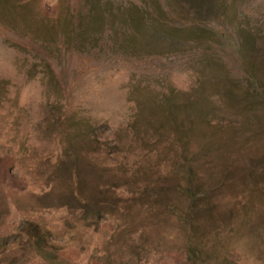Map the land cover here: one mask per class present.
<instances>
[{"label": "rangeland", "instance_id": "obj_1", "mask_svg": "<svg viewBox=\"0 0 264 264\" xmlns=\"http://www.w3.org/2000/svg\"><path fill=\"white\" fill-rule=\"evenodd\" d=\"M0 264H264V0H0Z\"/></svg>", "mask_w": 264, "mask_h": 264}, {"label": "trees", "instance_id": "obj_2", "mask_svg": "<svg viewBox=\"0 0 264 264\" xmlns=\"http://www.w3.org/2000/svg\"><path fill=\"white\" fill-rule=\"evenodd\" d=\"M198 194H199V193L193 194L192 197H194V198H195V197H198V196H199Z\"/></svg>", "mask_w": 264, "mask_h": 264}]
</instances>
